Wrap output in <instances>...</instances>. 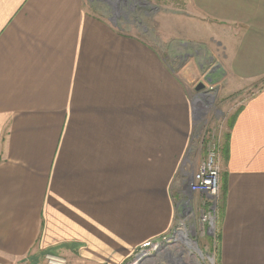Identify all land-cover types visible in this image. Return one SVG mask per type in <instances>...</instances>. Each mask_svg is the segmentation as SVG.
Wrapping results in <instances>:
<instances>
[{
	"label": "crops",
	"instance_id": "0c3cea01",
	"mask_svg": "<svg viewBox=\"0 0 264 264\" xmlns=\"http://www.w3.org/2000/svg\"><path fill=\"white\" fill-rule=\"evenodd\" d=\"M187 4L233 92L264 79V0ZM187 83L87 0H0V264H124L168 235L191 150ZM221 179L219 264H264V86L234 115Z\"/></svg>",
	"mask_w": 264,
	"mask_h": 264
},
{
	"label": "rangeland",
	"instance_id": "374dc122",
	"mask_svg": "<svg viewBox=\"0 0 264 264\" xmlns=\"http://www.w3.org/2000/svg\"><path fill=\"white\" fill-rule=\"evenodd\" d=\"M87 6L123 34L153 45L174 73L188 81L193 130L191 150L184 164L186 173L181 187L184 196H178L177 201H193L187 186L196 163L215 146L222 176V157L233 116L243 101L263 88L264 79L241 91L231 90L225 78L223 49L211 38V31L201 26L199 16L190 11L187 0H87ZM200 82L206 83L207 90H196ZM223 196L221 181L218 215L210 230L199 223V212L189 220L178 216L168 235L142 247L153 252L157 245L170 241L166 249L149 255L142 264H219V216ZM202 198L211 201L205 196ZM178 206L183 214L190 210L185 205ZM180 230L187 231L192 247L177 238L176 232Z\"/></svg>",
	"mask_w": 264,
	"mask_h": 264
},
{
	"label": "built area",
	"instance_id": "2783aa9c",
	"mask_svg": "<svg viewBox=\"0 0 264 264\" xmlns=\"http://www.w3.org/2000/svg\"><path fill=\"white\" fill-rule=\"evenodd\" d=\"M207 88V86H206ZM204 90H207V89ZM203 90V89H202ZM221 187V167L219 163V154L216 147H210L204 158L200 161L197 169L192 173V176L189 180L187 190L191 195H195L197 193L202 194L207 197L211 201H204V207L201 211H197V209L192 204V201H181L179 205H185L187 209H190L186 214H183L179 210L178 216L183 218L184 220H189L195 217V213H200L199 223L202 224V227L208 228L210 230L217 218V210L219 207V201H217V197L220 193ZM185 225V223H183ZM187 231L180 230L176 232V236L178 239H182L189 247H192L193 242L187 237ZM176 238V240H177ZM153 242V241H152ZM170 242V241H169ZM166 245H157L155 250L152 252L147 250L145 247L150 243L143 245L139 248V250L135 251L133 255L125 262L124 264H142L144 259H146L149 255L154 252H159L164 249ZM191 242V243H190ZM166 249V248H165ZM45 264H72L71 261L60 254L55 253H46L45 254Z\"/></svg>",
	"mask_w": 264,
	"mask_h": 264
},
{
	"label": "water",
	"instance_id": "95a60500",
	"mask_svg": "<svg viewBox=\"0 0 264 264\" xmlns=\"http://www.w3.org/2000/svg\"><path fill=\"white\" fill-rule=\"evenodd\" d=\"M206 88V83L204 82H200L197 86H196V90H204Z\"/></svg>",
	"mask_w": 264,
	"mask_h": 264
},
{
	"label": "trees",
	"instance_id": "16d2710c",
	"mask_svg": "<svg viewBox=\"0 0 264 264\" xmlns=\"http://www.w3.org/2000/svg\"><path fill=\"white\" fill-rule=\"evenodd\" d=\"M233 120H234V116H233V119H232V122H231L230 126L232 125ZM223 191H224V193H225V187H224V186H223Z\"/></svg>",
	"mask_w": 264,
	"mask_h": 264
},
{
	"label": "bare ground",
	"instance_id": "6f19581e",
	"mask_svg": "<svg viewBox=\"0 0 264 264\" xmlns=\"http://www.w3.org/2000/svg\"><path fill=\"white\" fill-rule=\"evenodd\" d=\"M191 243V242H190Z\"/></svg>",
	"mask_w": 264,
	"mask_h": 264
}]
</instances>
